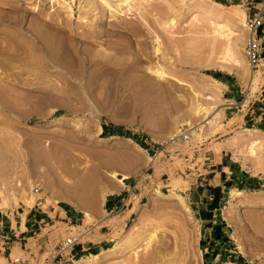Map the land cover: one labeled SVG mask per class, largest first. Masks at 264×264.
Returning a JSON list of instances; mask_svg holds the SVG:
<instances>
[{
  "label": "rangeland",
  "instance_id": "1",
  "mask_svg": "<svg viewBox=\"0 0 264 264\" xmlns=\"http://www.w3.org/2000/svg\"><path fill=\"white\" fill-rule=\"evenodd\" d=\"M193 1L0 0V264L95 242L87 223L107 242L68 264H264V66H250L242 26L253 10ZM138 183L128 210L105 212Z\"/></svg>",
  "mask_w": 264,
  "mask_h": 264
},
{
  "label": "built area",
  "instance_id": "2",
  "mask_svg": "<svg viewBox=\"0 0 264 264\" xmlns=\"http://www.w3.org/2000/svg\"><path fill=\"white\" fill-rule=\"evenodd\" d=\"M244 4L250 11L253 10L242 25L243 29L248 34L246 56L250 66L253 69H258L261 66H264V0H245ZM138 185L139 183L134 184V186L127 189V197L123 199L122 205L116 211L128 207L127 203L129 202L131 195L136 191ZM87 218L88 216L85 213H82V220H80L81 224L77 227L86 225L85 222L87 221ZM94 227H96L95 224L87 223L85 234H90ZM78 244V236L74 235L71 238H67L59 245L57 254L47 260L46 264H68L69 261H71V258H74L73 251Z\"/></svg>",
  "mask_w": 264,
  "mask_h": 264
},
{
  "label": "bare ground",
  "instance_id": "3",
  "mask_svg": "<svg viewBox=\"0 0 264 264\" xmlns=\"http://www.w3.org/2000/svg\"><path fill=\"white\" fill-rule=\"evenodd\" d=\"M199 4H198V3ZM105 4H106V6L104 7L106 10H103L102 12H104V11H106V12H108V13H110V17H116L115 15L116 14H114L113 13V11H112V7H113V5H112V3H110L109 1H105ZM191 4V3H190ZM193 4H196V5H194V6H199L200 8H203V9H206V10H208L209 9V6L207 5V3L206 2H204V1H197V0H194L193 2H192V6H193ZM118 7H120V5L119 4H116ZM116 6V7H117ZM68 9H69V12L71 13V14H73V8L72 7H70V6H68L67 7ZM103 8H101V10H102ZM70 14V15H71ZM53 20V19H52ZM55 20V19H54ZM55 22V21H54ZM54 22H46V26H48V27H50V26H54V27H59L60 25L58 24H56V23H54ZM56 22H58L57 20H56ZM44 26H45V24H44ZM60 30H61V28H59ZM65 29V28H64ZM63 31H65V30H63ZM218 31L220 32V33H223V31H224V27H220L219 29H218ZM66 32V31H65ZM68 33V32H67ZM75 33V35L74 36H69L68 38H70L71 39V41H75V42H77V41H80V38L81 37H84V35L83 34H80V33H78L77 31L76 32H74ZM53 34V33H52ZM52 34L51 33H41V35H38V36H36V39L38 40V42H39V44L42 46V47H44L45 49L46 48H51L52 47V45L50 46V44L48 43V41L52 38H54V37H52ZM66 34V33H65ZM71 34V33H70ZM73 34V33H72ZM69 34H67V36H68ZM35 36V35H34ZM20 38V37H19ZM58 38V37H57ZM55 39V38H54ZM99 39H101V38H99ZM21 40V39H20ZM36 40V41H37ZM34 41H35V39H34ZM70 41V40H69ZM83 41V40H82ZM82 41H80V42H82ZM21 42V41H20ZM37 42V43H38ZM55 42V41H54ZM57 42V41H56ZM72 43V42H71ZM34 44H35V42H34ZM57 44V43H56ZM233 44H235V43H230L229 44V48H228V53H229V55L231 56V55H233L232 53V49H233ZM61 45V44H60ZM64 45V44H63ZM236 45V44H235ZM18 46H19V44H18ZM40 46V47H41ZM55 46V44L53 45V47ZM58 46V45H57ZM56 46V47H57ZM20 47H22V46H20ZM35 47V46H34ZM37 47V46H36ZM35 47V48H36ZM56 47H55V50H56ZM21 49V48H20ZM38 49V48H37ZM47 50V49H46ZM63 50H65V48H63ZM22 51V50H21ZM24 51H25V49H24ZM57 51H58V49H57ZM52 52H53V50H52ZM66 52V51H65ZM60 53V52H59ZM62 53V52H61ZM74 53V52H73ZM56 54V53H55ZM62 54H65V53H62ZM75 55V54H74ZM78 55V54H77ZM59 56H61L60 54H59ZM62 57V56H61ZM75 57H77V56H75ZM65 58V57H64ZM59 63V62H58ZM65 64V63H64ZM59 65V64H58ZM80 65V64H79ZM69 66V65H68ZM81 69V68H80ZM84 70V69H83ZM81 71V70H80ZM84 72V71H83ZM80 73V72H79ZM74 74V73H73ZM72 74V75H73ZM76 74V73H75ZM74 74V75H75ZM81 76H79V78H80ZM256 78H255V76L254 77H252V81L253 80H255ZM220 84H222L221 82H219ZM183 98V97H182ZM198 107V106H197ZM200 112V110H199V108H197L196 109V113H199ZM199 130V129H198ZM198 130H196V131H193L192 133H191V135L193 134V133H195V132H197ZM172 140H174V139H172ZM180 141H181V139H179ZM255 145H257L256 143L253 145V150H254V146ZM121 178H118V180H120ZM32 189V188H31ZM36 201H37V198H35L34 196H31L30 197V201L26 204V207L27 208H32L35 204H36ZM40 205H43V207L44 208H46L47 207V202H46V204L45 203H41ZM5 211H6V209H4ZM11 216H13V215H11ZM19 217H21L20 215H19ZM12 218V217H11ZM13 222L15 223V225H16V220L15 219H13ZM20 223H22V222H20ZM21 226H22V224H20ZM91 257V260H93V261H96V260H98L99 259V257H100V255H90Z\"/></svg>",
  "mask_w": 264,
  "mask_h": 264
},
{
  "label": "crops",
  "instance_id": "4",
  "mask_svg": "<svg viewBox=\"0 0 264 264\" xmlns=\"http://www.w3.org/2000/svg\"><path fill=\"white\" fill-rule=\"evenodd\" d=\"M131 186H132L131 184L130 185H125L124 189L121 191L120 194L107 196L106 199H105V203H104L105 212H107V213L115 212L122 205L123 199H125L127 197V192L126 191ZM135 196H136V191L131 195V198H130L129 202L127 203L128 207L123 209V211L124 210H128L130 205H131V203L134 201V198L137 199L140 195H138L137 197H135ZM82 213H84V212H81V214ZM64 214L66 215V217H68V215H69L71 221L74 219L76 221V223H78V225L81 224L80 220H82V216H80L79 214L74 216L72 213H68L67 211H64ZM108 216H109V214H108ZM33 218H34V220H33V223L30 224V230H32V227L36 223H39L38 220H37V215H33ZM40 220H41L40 223L42 221H44L43 219H40ZM1 224L2 223H0V230H2ZM26 231H28L27 227H26ZM89 235L94 236L97 239V241L89 242L88 244H85V243L79 241V244L74 248V251H73V252H75L76 255H79L81 253H84L85 251L91 250L92 247L90 245H93V249H97V247L100 246V245L104 246L105 242H107V238H105V237H108L109 234L103 233V229H100L98 231V233H96V229H93V231L90 234L85 235V237H87ZM85 237H83V238H85ZM86 246H87V248H86Z\"/></svg>",
  "mask_w": 264,
  "mask_h": 264
},
{
  "label": "trees",
  "instance_id": "5",
  "mask_svg": "<svg viewBox=\"0 0 264 264\" xmlns=\"http://www.w3.org/2000/svg\"><path fill=\"white\" fill-rule=\"evenodd\" d=\"M113 129H115V128H113Z\"/></svg>",
  "mask_w": 264,
  "mask_h": 264
}]
</instances>
